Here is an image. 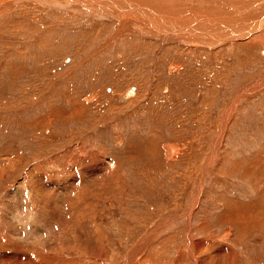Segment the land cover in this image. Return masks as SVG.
Listing matches in <instances>:
<instances>
[{
  "label": "rangeland",
  "instance_id": "374dc122",
  "mask_svg": "<svg viewBox=\"0 0 264 264\" xmlns=\"http://www.w3.org/2000/svg\"><path fill=\"white\" fill-rule=\"evenodd\" d=\"M132 1L0 0V264H264V0Z\"/></svg>",
  "mask_w": 264,
  "mask_h": 264
},
{
  "label": "bare ground",
  "instance_id": "6f19581e",
  "mask_svg": "<svg viewBox=\"0 0 264 264\" xmlns=\"http://www.w3.org/2000/svg\"><path fill=\"white\" fill-rule=\"evenodd\" d=\"M132 0H129V2H127V5H128V7L129 8H131L132 10L133 9H136V8H138V9H143V11H144V9H145V11H146V7H140L138 4H135V3H133V1L131 2ZM144 1V0H143ZM136 2V1H135ZM172 2V1H171ZM213 2V1H212ZM220 2V1H219ZM129 3V4H128ZM143 3V2H142ZM160 3V2H159ZM105 4V3H104ZM157 3H154V9H150V10H154V11H156L157 13L160 11V10H158L159 9V4H157ZM117 5V7L119 8V6H118V4H116ZM126 5V4H125ZM153 5V4H152ZM212 5V4H211ZM216 5V4H215ZM114 6V5H113ZM167 6V5H166ZM170 6H172V9H171V7H170V13L171 12H175L174 10H175V8H178L179 7V5L177 4V3H175L174 4V1H173V3H172V5H170ZM120 7H122V5L120 6ZM164 7V6H163ZM173 7H175V8H173ZM101 8V7H100ZM180 8V7H179ZM178 8V9H179ZM208 8H210V9H212V13L213 12H215V11H219L220 9L222 10V8H220V7H215V6H208ZM122 9H124V8H122ZM162 9V8H161ZM181 9V8H180ZM219 9V10H218ZM130 9H128L127 11H129ZM149 10V11H150ZM190 10V9H189ZM192 10V9H191ZM127 11H125V12H127ZM144 11V12H145ZM151 12V11H150ZM179 12H180V10H179ZM211 12V11H210ZM137 13V12H136ZM163 13V12H162ZM178 13V12H177ZM118 14V13H117ZM145 14V13H144ZM192 14V13H191ZM225 14V13H224ZM223 14V15H224ZM122 15V14H121ZM120 15V16H121ZM158 15V14H157ZM220 15V14H219ZM123 16V15H122ZM126 16V15H125ZM144 16H146V15H144ZM176 16V15H175ZM154 17V16H153ZM137 18V17H136ZM150 18H151V16H150ZM220 18V17H219ZM152 20H153V18H151ZM178 19V18H177ZM209 19V18H208ZM136 20H138V18L136 19ZM146 20V19H145ZM158 21V20H157ZM261 21V20H260ZM167 23V22H166ZM175 24V23H174ZM200 26H203V25H200ZM196 27V26H195ZM198 27V26H197ZM153 28V27H152ZM180 28H182V27H180ZM194 28V27H193ZM195 29V28H194ZM225 29H227V28H225ZM185 32V31H184ZM247 32V31H246ZM250 32H251V34L253 33V34H255V35H253L252 36V38L250 39V41L251 42H255V41H260V40H263L264 39V22H262V23H260L259 22V24H257L256 26H255V28L251 31L250 30ZM250 32H247L248 34L250 33ZM229 33V32H228ZM243 34V33H242ZM246 34V33H245ZM241 36V35H240ZM245 36H247V34L245 35ZM244 36V37H245ZM242 37V36H241ZM196 41V40H195ZM246 43H248V41L246 42ZM253 44V43H252ZM191 245V244H190ZM142 246V245H141ZM140 249V248H139ZM142 249V248H141ZM136 252V251H135ZM134 252V253H135ZM191 257V256H190ZM193 257V256H192ZM31 261V260H30ZM141 261H143V260H141ZM193 262H195V260L193 261ZM147 263V262H146ZM196 263V262H195ZM200 264V263H199Z\"/></svg>",
  "mask_w": 264,
  "mask_h": 264
}]
</instances>
